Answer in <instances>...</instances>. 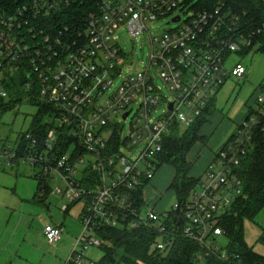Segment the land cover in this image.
Returning <instances> with one entry per match:
<instances>
[{
  "label": "built area",
  "instance_id": "obj_1",
  "mask_svg": "<svg viewBox=\"0 0 264 264\" xmlns=\"http://www.w3.org/2000/svg\"><path fill=\"white\" fill-rule=\"evenodd\" d=\"M76 1L28 0L12 11L0 9V97L10 98L8 85L16 80L30 104L50 108L42 122L45 133L28 129L4 155L11 163L22 160L41 168L42 192L63 195L64 212L84 203L83 230L65 264H100L85 254L102 246L96 233L100 225L153 231L159 235L154 249L160 252L185 239L200 245L201 263L215 258L244 264L230 254V244L219 246L227 239L220 221L242 195L238 171L256 134L264 133V87L184 207L177 203L158 211L146 189L172 131L194 125L229 79L245 78L247 69L231 59L261 47L257 38L264 37V24L245 33L240 17L223 7L197 9V0H92L83 17L62 24ZM169 17L177 27L153 37L150 27ZM121 30L132 38L148 34L143 72L122 76L134 60L120 47ZM158 79L172 100L163 95ZM162 104L166 109L154 117ZM50 182L65 190L52 189ZM64 232L49 225L44 234L56 246Z\"/></svg>",
  "mask_w": 264,
  "mask_h": 264
},
{
  "label": "rangeland",
  "instance_id": "obj_2",
  "mask_svg": "<svg viewBox=\"0 0 264 264\" xmlns=\"http://www.w3.org/2000/svg\"><path fill=\"white\" fill-rule=\"evenodd\" d=\"M187 16L184 14L185 18ZM176 27L169 17L155 23L150 27V32L153 37H158ZM116 37L124 53L134 60V65L124 68L122 76L143 72L150 54L148 34L132 38L126 30H121ZM231 63L242 64L247 74L244 79H229L217 94L215 106L207 116L208 122L200 131L208 142L206 145L197 143L188 155V161L192 164L189 177L203 178L215 154L254 107L260 87H264V52L260 46L244 54H234ZM121 81L122 77L116 79L114 88L119 87ZM158 85L167 100H172V93L160 79ZM165 109L166 105L162 104L154 117L158 118ZM37 112V107L31 105L26 97L5 113L3 111L0 120V264H65L83 230L79 216L84 203L73 205L65 213L63 209L68 202L63 195H44L42 189L38 190L37 175L42 172L41 168L22 160L11 163L4 155L5 150H15L19 137L28 131ZM125 125L126 135L129 122ZM185 129L182 128V133ZM173 179L174 168L169 164L155 171L149 185L148 200L156 210H170L178 203L176 193L170 189ZM49 185L52 189L61 187L65 190L63 184L50 182ZM49 225L61 226L65 231L56 246H51L45 237L44 231ZM263 228L264 210L256 222L245 223L246 243L264 256V246L259 243ZM229 244L225 238L219 241L221 247H228ZM85 254L94 261H100L103 255L101 249L95 247H90Z\"/></svg>",
  "mask_w": 264,
  "mask_h": 264
},
{
  "label": "trees",
  "instance_id": "obj_3",
  "mask_svg": "<svg viewBox=\"0 0 264 264\" xmlns=\"http://www.w3.org/2000/svg\"><path fill=\"white\" fill-rule=\"evenodd\" d=\"M27 1L0 0V9L12 11L16 7H23ZM92 3V0L74 2L71 5L73 8L62 24L70 23L79 15L83 17L87 12L86 7H90ZM194 7L200 10H215L223 7L227 13L240 17L245 33H253L264 24V0H197ZM257 39L261 44V51L264 52V37ZM8 90L10 95L8 100L0 97V120L3 111L5 113L25 98V93L19 89L16 80H13L12 85H8ZM31 104L37 107L38 112L29 129H40L45 133L46 126H43L42 122L44 114L50 108L37 103ZM214 106L215 102L183 133L182 128H175L165 139L164 151L159 156L161 166L169 164L176 171L170 189L176 193L178 203L182 207L188 202L192 191L200 184L198 179L189 177L192 164L188 161V155L198 142L203 141L200 131L208 122L207 116ZM238 175L242 181V195L222 216L220 227L230 241L229 250L232 256H237L244 264H264V256L256 253L245 241V223L256 222L257 217L264 210V133L256 134L252 150L242 161ZM40 189L42 183H39L38 190ZM137 197L140 198L138 203L141 205V193H138ZM96 233L102 241L100 249L103 255L100 264H224L215 258H208L205 263H201L197 259V255L201 252L200 245L185 239H178L169 252H160L154 249L159 235L147 229L129 231L100 225ZM259 243L264 246V228Z\"/></svg>",
  "mask_w": 264,
  "mask_h": 264
},
{
  "label": "crops",
  "instance_id": "obj_4",
  "mask_svg": "<svg viewBox=\"0 0 264 264\" xmlns=\"http://www.w3.org/2000/svg\"><path fill=\"white\" fill-rule=\"evenodd\" d=\"M201 135V137L203 138V141H200V142H198V144L200 143H202V145H206L207 144V140L205 139L206 137L205 136H203V134H200ZM197 145V144H196ZM218 153V152H217ZM216 153V154H217ZM216 154H215V156H216ZM215 158V157H214ZM214 160V159H213ZM175 176H176V171H175V169H174V179H175ZM191 178H194V179H198V178H196V177H194V176H191ZM174 179H173V181H174ZM173 181H172V183H173ZM172 183H171V185H172ZM171 185H170V187H171ZM44 193V195H46V194H49V193H45V192H43ZM146 196L147 197H149V187L146 189ZM42 201V200H41ZM43 202V201H42ZM72 207V206H71ZM70 207V208H71ZM66 213V212H65ZM59 246V245H58Z\"/></svg>",
  "mask_w": 264,
  "mask_h": 264
},
{
  "label": "water",
  "instance_id": "obj_5",
  "mask_svg": "<svg viewBox=\"0 0 264 264\" xmlns=\"http://www.w3.org/2000/svg\"><path fill=\"white\" fill-rule=\"evenodd\" d=\"M178 20H179V18H177V21H178ZM171 108H172V105H171ZM126 116H127V115H126ZM126 116H125V117H126ZM180 224H182V221L180 222Z\"/></svg>",
  "mask_w": 264,
  "mask_h": 264
}]
</instances>
